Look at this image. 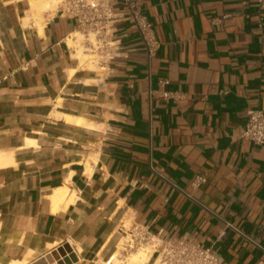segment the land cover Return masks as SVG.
I'll list each match as a JSON object with an SVG mask.
<instances>
[{"label":"crops","instance_id":"0c3cea01","mask_svg":"<svg viewBox=\"0 0 264 264\" xmlns=\"http://www.w3.org/2000/svg\"><path fill=\"white\" fill-rule=\"evenodd\" d=\"M135 1L157 48L114 0L113 57L87 67L74 18L56 8L39 29L28 0H0V264L67 241L71 263L101 264L125 219L264 264V143L240 136L264 110V0Z\"/></svg>","mask_w":264,"mask_h":264},{"label":"built area","instance_id":"2783aa9c","mask_svg":"<svg viewBox=\"0 0 264 264\" xmlns=\"http://www.w3.org/2000/svg\"><path fill=\"white\" fill-rule=\"evenodd\" d=\"M128 15L137 27L140 37L146 45L148 55L158 46L152 26L135 0H122ZM262 6L263 0H257ZM114 0H58L57 10L61 15L74 18L81 36H73L83 51L95 53L91 61L103 64L114 54V26L118 18L114 10ZM163 84L166 79L161 80ZM162 95L170 94L162 90ZM240 136L256 144L264 143V110L250 107L247 109V120L241 129ZM204 181L203 176H195L193 183ZM230 225V224H228ZM117 239L114 249L107 254V264H221L218 256L210 246H204L181 236H166L162 228L152 231L136 220H121L117 228ZM68 242V241H67ZM70 244V242H68ZM72 251L74 247L70 244ZM144 249L147 259L129 263L127 255L130 251Z\"/></svg>","mask_w":264,"mask_h":264},{"label":"bare ground","instance_id":"6f19581e","mask_svg":"<svg viewBox=\"0 0 264 264\" xmlns=\"http://www.w3.org/2000/svg\"><path fill=\"white\" fill-rule=\"evenodd\" d=\"M57 2L58 0H28L29 7L27 13L22 18L23 22L27 23L28 21L32 20L37 25V27L41 29L44 19L43 17L44 16L50 17L52 15V13L56 8ZM73 36L79 38L81 36V33L78 30H74L70 32V34L65 38L68 45L75 47L76 49L75 56L79 58L82 64L84 63L85 66L94 67V63L91 61V58L95 56V53H89L83 51L82 45L77 44V42L73 40ZM61 115L66 120H71L77 123H85L84 118H82L81 116H75L66 113ZM9 160H11L10 153L0 150V165L7 163ZM68 190L69 189L65 184L61 186H57L52 190V193H50L49 197L51 199V204L53 209L58 208L60 204H67L72 200L73 192L69 194ZM76 249L79 250L80 247L77 246ZM147 256L148 253H146L144 249L140 248L138 250L130 251L127 255V260L129 263L141 262V261H145L147 259ZM26 261L27 259L24 255V257L21 258L11 259L6 264H27ZM52 264H57V263L54 262ZM101 264H107V263L105 261H102Z\"/></svg>","mask_w":264,"mask_h":264},{"label":"water","instance_id":"95a60500","mask_svg":"<svg viewBox=\"0 0 264 264\" xmlns=\"http://www.w3.org/2000/svg\"><path fill=\"white\" fill-rule=\"evenodd\" d=\"M76 254L72 251L68 242L62 244L46 252L42 256H39L27 264H70L72 260H75Z\"/></svg>","mask_w":264,"mask_h":264},{"label":"rangeland","instance_id":"374dc122","mask_svg":"<svg viewBox=\"0 0 264 264\" xmlns=\"http://www.w3.org/2000/svg\"><path fill=\"white\" fill-rule=\"evenodd\" d=\"M56 8H57V5H56ZM56 8H55V9H56Z\"/></svg>","mask_w":264,"mask_h":264}]
</instances>
